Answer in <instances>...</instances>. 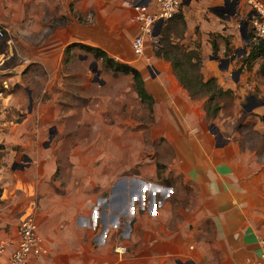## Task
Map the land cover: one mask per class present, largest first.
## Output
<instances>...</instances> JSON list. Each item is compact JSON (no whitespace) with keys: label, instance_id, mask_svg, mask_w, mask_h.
I'll return each mask as SVG.
<instances>
[{"label":"rangeland","instance_id":"374dc122","mask_svg":"<svg viewBox=\"0 0 264 264\" xmlns=\"http://www.w3.org/2000/svg\"><path fill=\"white\" fill-rule=\"evenodd\" d=\"M85 2L0 0V239L15 236L20 221L31 210L30 204H34L31 202L34 196H20V189L31 191L32 184L25 185L18 181V175L23 169H12V164L21 162L26 154L23 144L33 141L38 144L47 143L49 129L54 126L57 132L50 143L65 144L64 150L60 152L64 159L68 155L70 143L93 145V148L77 151V154H89L93 159L116 164L114 184L123 182L126 185L127 204L129 198L133 199V207L129 206L125 214L117 215V224L106 227L105 231L99 217L96 224L91 221V227L86 228L87 243L90 242L95 249L101 245L100 257L103 256L105 262L95 261L99 259L97 254L95 256L92 249L85 248V264H231L222 254L220 244L214 240L210 219L202 212L201 206L206 199L201 185L194 181L188 183L186 168L180 165L176 151L178 136L163 135L158 131L155 115L159 108H156L153 101H142L138 97L130 74L114 71L93 54L87 59L79 58L77 55L79 51L83 53V48L79 42H75L60 51V63L56 67L60 74L57 79L63 81L60 90L68 91V95L80 91L70 87L71 83H75V80L93 81L96 69L100 72V79L108 80V88L104 93L97 92L94 95L116 97L117 100L107 105L109 109L102 113L105 118L91 123L87 120L77 123L68 119H34L28 113L29 106L32 110L46 98L45 94H41L42 86L48 72L56 66L47 63L45 67L40 60L35 61L30 50L34 51V45L45 46L48 42V46H51L54 40H58L61 25L68 17L89 22L91 18L87 10L90 8L93 13V9ZM237 8L234 15L219 11L220 27L209 34L210 39H218L224 48L218 56L211 51L208 57H202L199 39L203 40L204 35L199 26L195 31L198 40L192 41V49L188 50L180 43L184 27L179 15L162 25L166 39L179 46L177 70L170 62L176 79L180 82L177 73L180 70L183 72L179 75H184L191 84L197 75H201L203 80L215 79L214 86L195 89L197 95L192 97V106L197 109L199 105L198 110L202 107L206 119L214 120L215 125L211 130L218 137H221L219 127L234 133L243 128L246 118L254 125L259 123L260 127H264L261 118L264 104H260L264 100V76L260 73L264 55H257L248 62L244 60L252 45L245 44L241 37L240 23L248 19L244 9L240 14ZM79 9H85V14ZM208 14L209 17L215 16L207 9ZM206 19L210 18L206 16ZM203 24L205 29L212 27L210 23L208 26ZM158 37L149 40L144 55L139 56L143 61L141 69L145 75L147 66L151 64L146 50L154 54L162 48ZM225 41L229 47H225ZM196 45H199V62L194 57L189 59L188 55ZM241 48L246 50L244 54H236L233 60L224 61ZM167 53L173 57L172 50L167 49ZM54 56H57L56 53ZM65 81H68L67 85ZM85 95L90 96L88 93ZM29 97H32V102ZM192 111L196 112L195 109ZM61 127L76 132H60ZM29 130L33 133H29ZM109 149L113 151L110 153ZM25 180L28 181L27 178ZM114 184L110 185L109 190V185H105L108 192L103 194L104 198L109 199V191ZM90 219L93 220L94 216L91 215ZM100 238L102 243H99ZM119 247L125 249L123 253L117 252L122 249ZM91 251L94 254L90 255Z\"/></svg>","mask_w":264,"mask_h":264},{"label":"crops","instance_id":"0c3cea01","mask_svg":"<svg viewBox=\"0 0 264 264\" xmlns=\"http://www.w3.org/2000/svg\"><path fill=\"white\" fill-rule=\"evenodd\" d=\"M134 1L136 0H86L84 4L93 9V13L90 8L87 10L91 18L89 22L68 17L61 25L58 40H54L51 46L47 42V47L43 44L34 45V51L30 50V55L33 54L35 61L40 60L44 66L52 63L56 68L60 63V51L65 46L79 42L100 48L111 58L126 62L139 70L148 95L156 108H159L155 115V127L163 135L178 136L177 156L180 165L183 164L186 168L188 183L192 184L194 181L201 185L206 199L201 209L212 223L214 240L220 244L222 254L231 264H248L247 258L256 260L264 252V127H260L259 123L254 125L246 118L243 128L234 133L219 127L221 137H218L211 130L215 125L214 120H207L206 114L201 111L202 107L198 110L199 105L197 109L192 106V97L173 75L169 60L156 57L147 49L146 56L151 64L147 66L145 75L141 69L142 59L134 55L131 48V42L138 33L137 25L132 21ZM224 1L190 0L187 5L182 3L184 32L180 43L188 50L192 49V41L198 40L195 31L199 26L204 35L203 40L199 39L201 54L202 57H208L212 51L209 34L220 27L221 16L219 11L212 9L222 6ZM239 1V13L242 14L244 9L248 15L247 7L243 5V1ZM261 1L264 3V0ZM207 9L215 16L206 15ZM79 11L83 14L86 12L85 9ZM206 16L210 19H206ZM203 23L207 26L210 23L212 27L205 29ZM217 40L218 56L224 48ZM224 44L226 47V41ZM82 52L79 51V58L87 59L92 56L85 49ZM138 61L142 65H137ZM210 66L212 67L211 64ZM55 68L48 72L42 86L41 94H45L46 98L38 102L36 109L28 108V113L34 119H68L77 123L86 120L91 123L105 118L102 113L107 112V105L117 98L96 96L94 93H104L108 88V80L102 79L103 83L75 80L70 87L80 91L68 95V91L60 90L63 88L60 87L63 81L57 79L60 74ZM67 82L65 81L66 85ZM87 93L90 96L87 97ZM29 101L32 102V97H29ZM192 109L196 112L193 113ZM50 128L57 132L56 127ZM63 130L72 134L76 132L61 127L60 132ZM29 133L33 132L29 130ZM20 140L21 137L19 143ZM64 146V143L52 144L50 141L48 144H38L36 141L23 144L26 151L24 155L29 161L18 175V181L25 185L31 183L32 189H20L19 194H29V198L34 196L30 212L38 223L42 244L46 249V253L33 264H85V248L92 249L95 256L97 254L99 259L95 261L105 262L103 256L100 257L101 245L95 249L90 242L87 243L86 228L91 227V221L96 224L98 217L104 231L106 227L117 224L116 216L126 209V185L123 182L114 184L117 165L112 161L102 162L89 154H77V151L88 150L93 145L70 143L65 159L60 154ZM109 150L111 153L112 149ZM26 178L28 181L24 182ZM111 184L114 185L109 191V199H106L103 194L108 192ZM105 185H109L108 190ZM90 213L94 216L93 220L90 219ZM100 239L99 243H102V238ZM92 251L90 255L94 254ZM6 260L7 255L0 264H5Z\"/></svg>","mask_w":264,"mask_h":264},{"label":"built area","instance_id":"2783aa9c","mask_svg":"<svg viewBox=\"0 0 264 264\" xmlns=\"http://www.w3.org/2000/svg\"><path fill=\"white\" fill-rule=\"evenodd\" d=\"M241 1L250 13L248 22L251 31V42H264V3L261 0ZM181 5L182 0L134 1L132 21L138 29V33L131 42L134 55L138 57L144 55L146 43L157 38L152 36L156 23L172 19L181 11ZM119 248L122 249L117 252L123 253L125 249L123 247ZM44 253H46V249L43 247L38 223L32 212L26 214L20 221L15 237L0 239V263L3 257L7 255L5 264H33ZM246 260L248 264H264V252L256 260L249 258Z\"/></svg>","mask_w":264,"mask_h":264},{"label":"trees","instance_id":"16d2710c","mask_svg":"<svg viewBox=\"0 0 264 264\" xmlns=\"http://www.w3.org/2000/svg\"><path fill=\"white\" fill-rule=\"evenodd\" d=\"M178 15L180 16V22L184 27V21H183L182 15H181V11L175 16H178ZM163 30H164V28H161L160 33H159V37H158L159 38V44L161 43L160 46H162V48H159L158 50H156L154 52V55L156 57H163V58L169 60L172 64L173 68L175 70H177V67L179 66V61H178L179 46L176 43L169 42L168 39H166ZM247 37H248V43L252 45V48H251L250 52L247 54L246 58L244 59L246 62H248L252 58L257 57V55H260V54L264 55V42L259 41L258 43H252L250 30L247 31ZM210 41H211L212 51L216 53V51L218 50L217 43H216L215 39H211ZM79 46H81L83 49L91 52L95 57L101 59L104 64H106L108 67H110L114 71H119V72H123L126 74H130L132 76L134 82H135V87L137 89L138 97L142 101L143 100L152 101V98L148 95V93L144 87L142 75H141L139 70L130 66L129 64L122 63L120 61H117V60L109 57L107 55V53L104 52L100 48L90 47V46H86L83 44H81ZM227 46H228V42L226 41V47ZM194 48H195L194 50L189 51L190 52V54H188L189 59L194 57V59L197 62H199L200 61L199 45H196ZM167 49H170L174 52L173 57H170L167 55L168 54ZM192 54H193V56H192ZM181 72H183V71H181V70L177 71L178 78H179L180 82L182 83V86L188 90L190 97H194L197 95L195 92L196 88H202V87L210 88V87L214 86V84H215L214 78H209L207 80H203V77L201 75H197L198 77H196L194 82H192V84H191L190 81L184 77V75H182V76L179 75V73H181ZM260 73L264 76V62L260 65Z\"/></svg>","mask_w":264,"mask_h":264},{"label":"water","instance_id":"95a60500","mask_svg":"<svg viewBox=\"0 0 264 264\" xmlns=\"http://www.w3.org/2000/svg\"><path fill=\"white\" fill-rule=\"evenodd\" d=\"M190 0H182V3L184 5H187L189 3ZM240 1L239 0H225L224 1V4L222 6H218V7H215L212 9V11H223V12H226L228 13L229 15H234L236 13V8L237 6L239 5ZM247 19L249 20L250 19V13H248L247 15ZM162 25H163V22L162 21H158L154 27V30L152 32V36L153 37H158L159 36V33H160V30L162 28ZM247 26H248V21H243L240 23V32H241V36H242V39L244 41L245 44L248 43V37H247ZM246 50L244 48H241V49H237L234 51L233 55H231L229 58H226L224 59L225 62H229L230 60H233L234 57L236 56H239L241 53H245ZM220 61H222V59H220ZM95 75L93 77V81L94 82H98V83H103V80L99 78V74L100 72L98 70L95 69ZM237 74V72H234ZM260 104H264V100L260 103ZM30 109V107H29ZM262 121L264 123V114L262 116ZM56 133L55 129H50L49 130V137H48V142L52 139V137L54 136V134ZM47 142V144H48ZM29 161V158L24 155L23 158H22V161L21 162H13L12 164V169H23L24 166H25V163H27ZM130 197H133V196H130ZM129 204H126L125 205V208L128 209V207L132 206V200L131 198H129ZM126 209L124 210V214L126 213ZM192 263V262H191Z\"/></svg>","mask_w":264,"mask_h":264}]
</instances>
